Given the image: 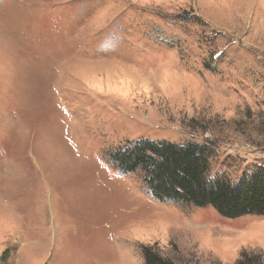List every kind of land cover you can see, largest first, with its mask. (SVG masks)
Masks as SVG:
<instances>
[{
    "label": "rangeland",
    "instance_id": "374dc122",
    "mask_svg": "<svg viewBox=\"0 0 264 264\" xmlns=\"http://www.w3.org/2000/svg\"><path fill=\"white\" fill-rule=\"evenodd\" d=\"M212 142L264 167V0H0V264L264 259V216L155 200L107 154Z\"/></svg>",
    "mask_w": 264,
    "mask_h": 264
},
{
    "label": "trees",
    "instance_id": "16d2710c",
    "mask_svg": "<svg viewBox=\"0 0 264 264\" xmlns=\"http://www.w3.org/2000/svg\"><path fill=\"white\" fill-rule=\"evenodd\" d=\"M212 142L142 138L128 141L107 154L123 175L138 174L157 201L185 207H212L222 217L264 216V167L233 181L212 172ZM144 264H178L155 246H143ZM237 264H264L260 255L244 253Z\"/></svg>",
    "mask_w": 264,
    "mask_h": 264
}]
</instances>
